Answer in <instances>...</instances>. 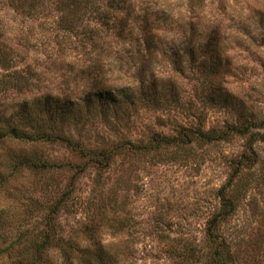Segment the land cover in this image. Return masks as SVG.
<instances>
[{"label": "rangeland", "instance_id": "374dc122", "mask_svg": "<svg viewBox=\"0 0 264 264\" xmlns=\"http://www.w3.org/2000/svg\"><path fill=\"white\" fill-rule=\"evenodd\" d=\"M186 2L126 0V8L118 16L128 17L129 21L123 38L116 36L120 23L113 33H87L98 34L97 45L88 42L82 46L78 42L83 33H73L71 40L79 48L64 51L57 44L59 33L49 32L45 23L46 14L52 19L58 17L57 0H46L45 12L33 16L17 0H0V55L7 56L11 65L6 69L0 64V74L11 71V67L22 69L36 82L28 98L50 94L71 102L98 89L122 91L149 81L161 87L175 85L171 92L189 101L190 109L173 105L170 110L141 108L130 121L133 138L145 139L154 130L172 134L174 126L170 121H194L187 113L208 115L206 127L221 126L241 113L264 114V0H205L204 8L198 11L188 9ZM210 38L214 45L201 57L208 59L206 63L220 57L224 68L215 80H221L226 94L234 99L235 106L231 108H223L205 97L204 82L208 76L199 62L196 67L187 64L184 74L171 70L169 51L198 45ZM20 98L10 93L1 99L2 109L11 113ZM105 125L99 118L94 119L86 125L84 134L92 142L108 137L110 130ZM243 146L244 139L235 137L230 142L195 146L187 159L166 156L156 162L121 157L115 166L123 163L120 169H125L128 179L125 186L118 187L119 171H113L104 178V189H93L94 171H89L79 181L77 195L83 201L93 191L97 194L103 190L110 196L117 192L118 207H124L121 220L97 219L96 227L106 231L107 239L126 241L131 264H179L181 259L170 248L178 247L180 240L208 249L207 221L219 205V188L229 179L230 159L240 154ZM258 148L262 150L264 144ZM52 151L58 156L65 154L60 147ZM242 176V180L250 179L249 171ZM254 189L250 192L256 193ZM260 199V210L242 205L222 224L221 230L234 256L237 249L241 257H256L264 264V246L257 244L264 236V198ZM63 222L67 229L78 228L84 224L83 212L77 208L74 213H65ZM159 229L166 236H160Z\"/></svg>", "mask_w": 264, "mask_h": 264}, {"label": "trees", "instance_id": "16d2710c", "mask_svg": "<svg viewBox=\"0 0 264 264\" xmlns=\"http://www.w3.org/2000/svg\"><path fill=\"white\" fill-rule=\"evenodd\" d=\"M17 1L28 8L31 16L45 12L46 0ZM125 1L57 0L58 17L52 19L46 14L45 23L50 27L49 32L59 33L57 44L64 51L77 49L76 41L71 40L73 33H83L84 37L78 42L82 46L88 42L97 45L98 34L89 36L87 33L105 30L113 33L120 23L116 36L123 38L129 21L128 17L118 16L126 8ZM204 2L187 0L186 3L188 9L198 11L204 8ZM212 39L169 51L171 70L184 74L189 67L187 64L196 67L199 62L208 76L204 82L205 97L223 108H231L235 106L234 99L226 94L223 82L215 80L224 68L220 57L209 63H206L207 58L201 57L214 45ZM8 60L7 56L0 55V64L6 69L11 66ZM9 69L11 71L0 74L1 99L13 93L20 95L21 100L16 102L14 111L7 113L0 99V264H131L126 241L107 239L106 231L96 227L97 219L121 220L124 207H118L117 192L110 196L103 190L97 194L93 191L81 201L77 195L81 178L94 171L93 189H104V178L119 171L116 183L118 187L125 186L128 179L125 169H120L123 163L115 166L121 157L148 158L156 162L166 156L174 160L187 159L195 146L230 142L235 137L244 139V148L230 159L229 179L219 188V205L207 221L208 249L180 240L179 246L171 245L170 251L181 259L179 264H262L259 258L241 257L237 249L234 256L221 226L242 205H252L256 211L261 209L264 148L260 150L258 145L264 144L263 113H241L221 126L208 127V115L187 113L194 121L173 124L170 121L174 126L172 134L154 130L145 139L133 138L130 121L141 108L170 110L173 105L190 109L189 101L171 92L175 85L161 87L149 81L122 91L98 89L77 102L50 94L28 98L36 82L22 69ZM97 118L106 124L110 136L92 142L84 132L86 125ZM57 147L65 151L63 156L52 151ZM246 170L250 179L242 180ZM251 188L259 191L250 192ZM77 208L83 212L84 224L67 229L63 216L74 213ZM163 232L159 229L157 233L166 236ZM259 240V247L264 246V236Z\"/></svg>", "mask_w": 264, "mask_h": 264}]
</instances>
